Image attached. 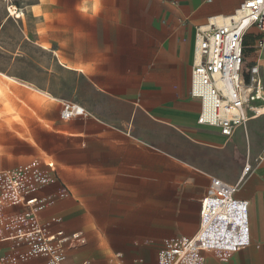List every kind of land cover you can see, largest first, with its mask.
<instances>
[{
    "label": "crops",
    "instance_id": "1",
    "mask_svg": "<svg viewBox=\"0 0 264 264\" xmlns=\"http://www.w3.org/2000/svg\"><path fill=\"white\" fill-rule=\"evenodd\" d=\"M18 1L30 70L41 74L29 87L57 101L33 130L29 157L40 162L26 196L50 231L85 239L66 243L63 264H159L167 240L197 232L213 178L237 183L247 162L236 196L249 202L250 244L209 250L204 264H264V116L226 135L199 123L190 94L199 34L245 0ZM260 35L253 26L245 36V69L258 63L264 79ZM64 101L86 114L63 120ZM49 259L17 235L0 238V264Z\"/></svg>",
    "mask_w": 264,
    "mask_h": 264
},
{
    "label": "built area",
    "instance_id": "2",
    "mask_svg": "<svg viewBox=\"0 0 264 264\" xmlns=\"http://www.w3.org/2000/svg\"><path fill=\"white\" fill-rule=\"evenodd\" d=\"M8 10L11 16H22L17 5H10ZM253 26L261 34L256 46L260 51L264 47V0L243 1L226 22L207 34H199L200 59L193 66L190 94L201 103L199 123L219 127L226 135L264 116L261 67L255 63L245 69V36ZM85 114L79 103L61 104L63 120ZM35 171L34 164L20 166L16 172L0 168V202L24 205L26 210L18 215L24 226L17 229L16 235L28 241L31 251L48 254L49 264H63L66 243L80 239L81 233L52 232L41 222L36 198L26 196L30 173ZM251 171L252 165L247 162L237 183L213 178L200 202L197 232L167 240L159 264H204L209 250L235 251L250 244L249 202L236 193Z\"/></svg>",
    "mask_w": 264,
    "mask_h": 264
},
{
    "label": "rangeland",
    "instance_id": "3",
    "mask_svg": "<svg viewBox=\"0 0 264 264\" xmlns=\"http://www.w3.org/2000/svg\"><path fill=\"white\" fill-rule=\"evenodd\" d=\"M18 2L0 0V72L16 79L0 73V168L11 172L17 171L11 165L16 154L21 155L20 166L39 164L40 160L29 157V145L34 142L33 130L39 128L38 123L42 122L40 112L44 110L53 117L57 105L52 95L29 87V76L40 79L41 74L30 70L33 56L29 54V39L23 26L27 15ZM10 5L22 9L20 18L10 15ZM11 10L14 12L13 8ZM35 131L40 134L38 129ZM12 206L15 205L0 202V238L16 235V230L24 226L18 220L19 214L11 212ZM80 240H85L82 235ZM2 264H6V261Z\"/></svg>",
    "mask_w": 264,
    "mask_h": 264
},
{
    "label": "bare ground",
    "instance_id": "4",
    "mask_svg": "<svg viewBox=\"0 0 264 264\" xmlns=\"http://www.w3.org/2000/svg\"><path fill=\"white\" fill-rule=\"evenodd\" d=\"M1 74H3V75H5L6 77H8V78H10V79H12V80H16L14 77H12V76H9V75H6L5 73H3V72H0ZM27 84V83H26ZM31 87H33V86H31ZM33 88H35V89H38V88H36V87H33ZM39 90V89H38ZM41 91V90H40Z\"/></svg>",
    "mask_w": 264,
    "mask_h": 264
}]
</instances>
